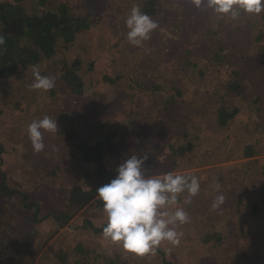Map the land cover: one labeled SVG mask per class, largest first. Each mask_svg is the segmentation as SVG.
<instances>
[{
    "label": "rangeland",
    "instance_id": "rangeland-1",
    "mask_svg": "<svg viewBox=\"0 0 264 264\" xmlns=\"http://www.w3.org/2000/svg\"><path fill=\"white\" fill-rule=\"evenodd\" d=\"M39 1L24 0L23 4L30 13L38 7ZM67 1L73 4L71 9L75 12H93L98 22L84 31L69 49H59L55 62L44 63L41 75L52 77L56 82L58 77L53 70L60 68L64 60L71 62V58L80 56L82 59L76 69L84 81L86 95L70 94L56 83L55 91L34 90L30 87L34 81L32 69H21L18 76L0 79V143L5 146L0 158V183L4 181L10 188L36 193L43 213L70 211L73 216L69 223L72 222L77 230L65 225L56 231L51 220L34 222L31 212L22 211L20 196L0 193V264H165L166 260L176 264L181 261L177 258L186 245L183 234L191 229L197 236L207 230H219L222 235L213 241L215 254L202 243L210 251L206 260L199 255L204 264H264V226L259 229L248 204L260 193L264 179L257 172L258 168L250 169L244 181L236 185L237 167L232 163L245 158L232 156L229 150L238 137H242L246 145L264 146V130H260L258 143L257 135L252 134L253 129H264V35L255 40L257 31L264 33V13H241L233 18L230 14L215 13L207 7L206 0L200 7L194 0H161L163 5L152 13L158 28L151 33L149 41L137 47L141 50L147 46L157 52L158 56L149 61L147 53L141 59L129 51L133 47L127 40L125 23L134 6L148 7L147 0H120V4L115 0ZM2 29L0 26V34ZM185 46H192V55L196 56L198 65L205 68L200 83L198 78L189 77L187 71L184 73V67L176 62L174 55ZM222 56H226V62L222 61ZM223 66H230L233 73L224 76ZM104 75L117 82L103 85ZM235 79L241 87L232 89L231 81ZM250 81L256 82L252 89L261 97L258 103H262L263 113L257 114L248 107L236 115L235 122L225 128L218 126L215 106L226 98L233 104H240L245 98L247 105ZM157 84L162 86L160 94L153 89ZM176 85H184L186 91L168 101ZM209 95L213 98L209 99ZM221 95L223 97L219 98ZM92 99H95V106ZM90 102L91 107L87 109ZM46 115L57 118L58 130L44 133L46 147L36 153L27 127L33 120ZM70 115L77 119L79 133L74 138L67 133ZM198 135L202 136L201 141L197 140ZM104 138L106 142L99 149L102 155L99 160L84 163L78 160L82 152L76 144L83 141L94 146ZM172 143H177L176 156L170 152L164 154ZM192 144L207 152L200 156L201 150L190 151ZM215 148L222 149L215 151ZM213 151L218 154L215 161H210L208 152ZM194 153L198 155L195 158ZM133 154L149 157L145 164L146 175L193 172L192 175L201 177L200 192L191 197L190 203L186 202L187 192L179 196L178 206L188 213L189 222L176 227L182 233L178 245L162 242L145 254L125 250L121 243L105 238L103 232L98 234L87 228L90 223L97 227L107 223L104 210L96 206L97 198L83 208H76L61 194V189L72 186L73 182H80L87 189L102 186L115 178L119 164ZM256 157L264 159V150ZM228 164L231 166L225 167ZM213 167L221 169L223 175H212ZM258 167L264 168V160ZM103 169L106 171L101 173ZM149 169L153 173H146ZM105 175L110 179L102 180ZM41 191L46 194L38 195ZM219 194L225 196V202L219 209L212 210V202ZM243 195L248 202H237V197ZM89 218L90 223H83ZM15 231L19 236L35 231L47 241L39 245L36 256L22 258L14 247V241H18L17 237L12 238ZM196 240L194 236L188 239L191 243ZM78 244L97 253H74ZM60 252L66 255L65 263L57 257ZM189 253L198 256L193 247ZM247 256H253L255 261L248 263Z\"/></svg>",
    "mask_w": 264,
    "mask_h": 264
},
{
    "label": "trees",
    "instance_id": "trees-1",
    "mask_svg": "<svg viewBox=\"0 0 264 264\" xmlns=\"http://www.w3.org/2000/svg\"><path fill=\"white\" fill-rule=\"evenodd\" d=\"M23 1L24 0H0V26L3 28L0 37H2L4 40V43L0 44V79H6V78L9 79L11 77H14V75L18 76L20 75L21 69H25L27 71L32 69V76H34L33 67H37L39 71L40 70L42 71V67L44 63L55 62L56 53L59 52V49L61 50L69 49L70 45L77 43L78 41L77 39L82 35L84 31L90 29L93 25H95L98 22L97 16L93 12L90 11L87 12L86 10H80L77 12L73 11L71 9V5L73 4H69V1L67 0H59V2H56L55 0H40L39 3H37L38 7L36 6L33 12L30 13L28 7L25 4H23ZM116 1L118 2V4H120L119 2L120 0H115V2ZM147 4L148 7L146 9L145 8H140V9L144 13L149 15L153 20L152 13H156L163 4L161 0H147ZM39 6L43 8L39 9ZM241 13H247V12L241 10L240 14ZM257 32L258 33L255 36V40H259L264 35L262 30ZM150 36L152 35L150 34ZM82 40L80 41L82 42ZM132 47L133 49L129 51L132 52L135 58L142 59L146 56L147 53L148 55L151 56L148 57V59H150L149 61H153L156 58V56H158L156 51L155 52L151 51L149 48H147V46L145 47V49H141V50H138L139 48L133 45ZM192 53H193L192 46H185L183 48L181 47V49L177 52V54L175 53L176 55H174V57L176 58V62L179 61V63L184 67V73L187 71L189 77L198 78L200 83V81L204 78L205 68H202L201 66L198 65L197 59L194 58L196 56L192 55ZM127 55L130 54L127 53ZM79 59L81 60L82 58L80 56H76L74 60H72L71 58L70 60L71 62H68V60H64L60 68L56 70L54 69L53 72L58 77L55 83L59 85V87L60 85L63 86L64 90L69 91L70 94L86 95L84 81L76 69ZM226 60H227L226 56H222V61L226 62ZM62 61L63 60H61L59 64H61ZM216 64L219 65V68L221 70V64H219L218 62ZM229 67L230 66L222 67L224 76L226 77L231 75L234 70V69H230ZM25 74L27 73L25 72L24 75ZM40 74H44V72L42 71V73L40 72ZM103 77L104 80L101 81L103 82V85L107 83L113 84L114 82H117V79H113L108 75H104ZM250 78H253V76ZM231 83L233 84L232 89L234 88L237 89L238 87H241V84L239 85V82L236 79L232 80ZM250 83H252V86H250V84L249 86L247 85V89L249 90V95H250V98L247 101V105L245 104L247 100L245 98L241 100L240 104H233L231 103L233 101H228L226 98L224 102H221L220 104L215 106V113L217 114L216 116H217L218 126L225 128L229 124L235 122L236 115L238 113H241V111L248 109V107L249 110H254L256 111L257 114L263 113L262 103L261 104L258 103L261 97L259 95H256L253 92L254 90L252 89L256 82L250 81ZM108 85L109 84H107V86ZM183 86L184 85H176L174 87L175 93L169 97L168 101L172 100L176 95L181 96L186 91L185 87L183 88ZM155 88L158 92L162 90V86L160 84L153 86L154 90ZM55 90L56 87H54L50 91H55ZM161 92L159 93L156 92V93L160 94ZM92 94L93 96L96 95L95 93ZM222 94L224 95V93ZM223 95H221L219 98H222ZM208 97L209 99L213 98L211 95H209ZM91 101L93 102V106H95L96 105L95 99H92ZM205 103L206 102H204V104ZM257 103L258 106H256ZM241 105H244V107L243 106L241 107ZM90 107H91V102L87 106V109H89ZM207 109H210V107H207ZM0 112H2L1 109ZM76 120H77L76 116L74 115L69 116L67 133L70 138H74V136H76L79 133V131L76 130ZM248 130L250 131V129ZM260 130L263 131L264 129L261 128L259 130L258 129L252 130L253 131L252 134L257 135L258 137L256 139L257 143L261 139ZM249 135L251 134H248L247 136ZM106 138H104V140L102 139L103 141L99 140L98 143H96L94 146H89L83 141H80V144H76L78 145L77 146L78 151L82 152L81 153L82 157H80L79 155L78 160L79 161L82 160L81 162L84 163V161L87 160L92 161L94 159L97 160L98 157H102V155H100L99 153V149L103 147V144L106 142ZM197 138H198L197 140L199 141L202 140L201 139L202 136L200 135H198ZM221 141H223V138L221 139ZM176 144L177 143L175 144L172 143L170 147L165 149L164 154L170 152V155L176 156L178 154V153L175 154L178 150L175 149ZM0 148H1L0 149V158H1L2 157L1 153L5 151L4 150L5 146L2 142L0 143ZM206 148L207 147H205V149ZM221 149L222 148H215L214 150L220 151ZM189 150L190 151L196 150V153L197 151L201 150L202 154H200V156L204 155L207 152V150H203L201 147L199 148V145L196 144H192V147ZM229 150L232 156H236V157L243 156L245 158L243 160H239L237 162L232 163V165L237 167L236 185L237 184L239 185L244 181V179L247 177L246 171H250V169L255 170L256 168H258L257 172L261 175L262 179H264V168L260 169L258 167V164L264 159H258L257 157L254 158V156L257 153L263 152L264 146L257 148V146H254L252 144L246 145L242 137H238V141L236 142V144L232 145ZM164 154H162V156H164ZM217 154L218 153L214 151L208 152V156H210V161L212 160L215 161ZM197 156L198 155L194 153L193 158ZM249 158H254V159L249 160ZM99 163L101 162L99 161ZM229 166L231 165L230 164L225 165V167H229ZM102 167L105 168L104 166ZM217 169L218 167L211 168L210 173L212 175H216L220 177L221 175H223L222 173L223 171L221 172V169L220 171ZM105 171L106 170L103 169L101 173ZM146 173H153V171L149 169ZM192 173L182 174V175H192ZM198 178H199L200 186H202L203 182L201 180V177L199 176ZM104 179H110V176L105 175L102 178V180ZM215 181H218V179H215ZM97 188L98 187H92L90 189H87L84 188V186L80 182H73L72 186H68L63 190L61 189V194L63 197L66 196L67 200L69 201V204L72 207H76V208H83L97 198L98 202L96 201L97 204L96 206L102 210L103 201L99 198L97 194L96 191ZM0 193L5 194L7 196H10L11 194L12 195L16 194L20 196L22 211L25 213L31 212L32 220H34V222L36 221L41 223L43 220H51L53 225L55 226L56 231L63 228L65 225H67L68 228L72 229L73 231L77 230V227H75L72 224V222L69 223L70 219L73 216V214L70 213V211L62 210L58 214L52 211L43 213L41 203L35 197L36 193H27L17 188L15 189L10 188L7 185V183H5L4 181L0 183ZM54 193L55 191L53 192V194ZM44 194H46V192L41 191L39 192L38 195H44ZM245 194L246 193L244 192V195ZM244 195L240 198L237 197V202H248V199H245ZM178 199H181V197H179ZM250 200L252 201L254 200L253 202L248 203L251 205L250 213L256 216L260 229L264 226V186L261 187V191L260 193L257 194L256 199L255 197H253ZM90 221L92 220L89 218L88 220L83 221V223L85 222L90 223ZM105 226L106 223L103 224L101 227L95 226V223H90L87 226V228H92V230L95 231V233L98 232L101 233L103 232ZM191 230L184 233L185 235L183 234V244L186 245L184 247L185 249L182 250L180 256L177 258L178 260L181 261L177 262L176 264H204V262H202L201 260V257L203 260H206L208 258L207 252L210 251H208L207 247L203 246L202 243H206V245H208L210 250L213 251V254L217 253V251H215V249L213 248L212 244L214 243L213 241L216 242V240H219L220 237L222 236L219 233V230H216L214 232L207 230L200 236L196 235V231L194 229ZM190 236L197 237V240L191 243V241H188V239H190ZM16 237L18 238V241H14V243H16L14 247H16L17 250L20 252L21 254L20 256H22V258H24V256L26 257L36 256V252H39V245H41V243L44 244L47 241V239L45 240V238H43L42 234L37 233L35 231H32L31 233L24 236L17 235L15 231L12 234V238H16ZM9 239L10 238H8L4 243H6ZM77 247L78 250L75 251L74 253H79V254L97 253V251H94L90 248L86 249L85 245L82 244H78ZM191 247L195 248L196 254L198 256L201 254V257L199 256L200 257L199 259L197 258L198 256L196 257L193 256V254L189 253ZM218 255H221V253L218 252ZM57 257L58 258L60 257L59 259L61 260L62 263H65L67 260L66 255H63L62 252L57 253ZM247 258L249 259L248 263H253L255 261V258L253 256H247ZM174 263L175 262L168 260H166L165 262V264H174Z\"/></svg>",
    "mask_w": 264,
    "mask_h": 264
},
{
    "label": "clouds",
    "instance_id": "clouds-1",
    "mask_svg": "<svg viewBox=\"0 0 264 264\" xmlns=\"http://www.w3.org/2000/svg\"><path fill=\"white\" fill-rule=\"evenodd\" d=\"M194 3L200 7L204 0H194ZM206 5L217 14H230L233 18L241 10L257 15L264 12V0H206ZM125 23L127 40L135 47H142L158 28V24L138 5L132 8ZM3 43L0 37V44ZM33 75L32 89L49 91L55 87L54 78L41 75L37 67H33ZM57 130V118L46 115L33 120L27 127L33 150L36 153L43 151L46 147L44 133H55ZM148 159L147 155H130L119 164L115 178L96 189L107 216L104 237L121 243L125 250L137 254L148 253L164 241L178 245L182 233L176 227L189 222L188 213L178 206V198L187 192L186 202L190 203L191 197L200 192L199 178L195 175L172 172L146 175ZM216 190L219 192L218 186ZM224 202L225 196L217 195L212 202V210L219 209Z\"/></svg>",
    "mask_w": 264,
    "mask_h": 264
}]
</instances>
